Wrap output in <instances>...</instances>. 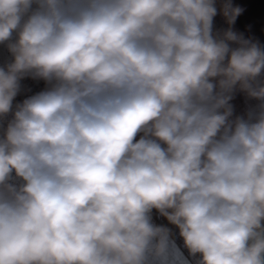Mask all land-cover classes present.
Listing matches in <instances>:
<instances>
[{"label":"clouds","instance_id":"clouds-1","mask_svg":"<svg viewBox=\"0 0 264 264\" xmlns=\"http://www.w3.org/2000/svg\"><path fill=\"white\" fill-rule=\"evenodd\" d=\"M246 11L0 0V264H264V43L236 28ZM238 94L256 103L238 113Z\"/></svg>","mask_w":264,"mask_h":264},{"label":"crops","instance_id":"crops-1","mask_svg":"<svg viewBox=\"0 0 264 264\" xmlns=\"http://www.w3.org/2000/svg\"><path fill=\"white\" fill-rule=\"evenodd\" d=\"M234 3L241 4L247 9L246 13L238 19L236 28L240 31H245V26L251 24L252 34L264 43V0H234ZM216 27L218 29L226 27V24L221 16L216 18ZM234 103L236 105L237 112L242 113L247 106L254 105L256 102L249 101L242 94H238ZM157 222L160 221L158 220ZM184 251L187 256L186 250ZM189 259L192 260V258ZM192 264H195L194 260H192Z\"/></svg>","mask_w":264,"mask_h":264},{"label":"rangeland","instance_id":"rangeland-1","mask_svg":"<svg viewBox=\"0 0 264 264\" xmlns=\"http://www.w3.org/2000/svg\"><path fill=\"white\" fill-rule=\"evenodd\" d=\"M8 54L6 49L3 47H0V61H3L7 59ZM24 85L27 89H31L32 92L39 91L41 88H43V82H34L31 80L24 81ZM25 94H31V93H25ZM18 100L23 99V94L17 98Z\"/></svg>","mask_w":264,"mask_h":264}]
</instances>
